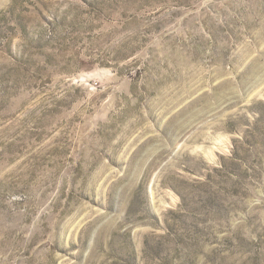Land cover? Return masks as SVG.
Masks as SVG:
<instances>
[{"label":"rangeland","instance_id":"1","mask_svg":"<svg viewBox=\"0 0 264 264\" xmlns=\"http://www.w3.org/2000/svg\"><path fill=\"white\" fill-rule=\"evenodd\" d=\"M0 264H264V0H0Z\"/></svg>","mask_w":264,"mask_h":264}]
</instances>
